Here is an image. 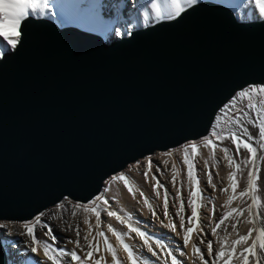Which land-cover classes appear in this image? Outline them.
Wrapping results in <instances>:
<instances>
[{"label":"water","instance_id":"95a60500","mask_svg":"<svg viewBox=\"0 0 264 264\" xmlns=\"http://www.w3.org/2000/svg\"><path fill=\"white\" fill-rule=\"evenodd\" d=\"M21 29L0 56V222H28L66 196L90 201L128 165L208 134L231 96L264 84V19L211 1L116 39L34 17Z\"/></svg>","mask_w":264,"mask_h":264},{"label":"snow or ice","instance_id":"6c2138e0","mask_svg":"<svg viewBox=\"0 0 264 264\" xmlns=\"http://www.w3.org/2000/svg\"><path fill=\"white\" fill-rule=\"evenodd\" d=\"M253 2L254 6L259 9L260 15L264 17V0H253ZM195 3L196 0H186V4L181 5L178 0H172V11L167 16H160L159 3L153 2L151 7L155 9L158 18L173 19L184 12L185 7H190ZM49 9L48 0H0V38H2L0 43H6L15 49L20 42L22 23L32 16L45 15L46 10ZM226 141L233 145L234 149L226 146ZM201 146L209 150V156L216 166H219L220 163L215 155L219 148L223 153L222 159L227 161V166L230 169L227 173L228 185L221 187L219 191L221 194H225L231 189V194L220 206V212L216 211V205L213 203L215 197L207 195L208 188H211L213 192L217 190V185L213 181L214 176H219L218 171L214 172L209 167V160L205 158L202 171L206 177V186L201 187V178L197 175L195 165L190 159V156H197L198 148ZM180 150L183 151L182 163L187 165L189 191L185 199L182 197L181 189L176 188L179 170L173 164L171 184L173 188H176L175 198L179 200L178 208L173 204V207L176 208L174 212L170 213L169 211L171 190L158 179V176L163 174L161 165L154 163L153 157L149 156L147 157V166L142 173L147 183L149 172H152L151 179L155 181L152 189L158 198L160 196L158 189H163V217L169 219V224L164 226H170L173 233H176L177 226L179 227L182 231V248L185 249L190 243L191 234L196 232L197 239L191 246L192 257L197 264H264V196L261 195L258 182L262 171L261 162H264V84H249L237 91L214 115L208 134L202 135L198 140L185 142L180 146ZM162 155L171 156L173 152L167 151ZM163 165L167 166L168 161L164 160ZM140 166V162L137 161L134 165H129L128 171L132 168L139 169ZM241 179H245L246 186L238 192L237 188ZM109 182H122L123 187L134 199L138 191L152 215L156 219H160L143 190L136 188L134 191L135 182L127 174V171L113 174ZM107 190L105 188L104 192ZM104 192L97 194L87 202H73L66 196L62 202L55 205L54 210L41 211L32 220L22 223L23 231L20 234L30 238L31 253H37L38 246H42L44 258L51 264H148L142 256L137 255L133 246L126 242V237H129L130 233H134L152 257H157V260L163 259L164 264H169V257L171 264H184L173 254L171 246L166 245L162 239H155L154 244L155 248L160 249L161 252L166 250L164 256L154 250L153 244L150 243L153 237L149 236L146 231H142L139 226L133 225L131 215L125 219L117 211L109 210L107 207L101 208L100 202L105 206L108 205ZM197 198L207 200L208 204L211 205L209 219L216 221L215 226L211 227V236L218 237L217 241L210 238L205 239L208 236L203 227L205 216L204 213L198 214ZM237 198L241 200V205L233 207V201ZM69 204L72 209L70 213L72 217L77 216V210L93 213L96 218L95 230H93V225L88 216L85 215L82 223L87 225V232L82 234L80 224L75 226L66 224L62 231L65 233L74 232L75 238H66L61 244L59 237L54 234L53 228L48 223L43 222L42 218L56 219L54 211H67ZM188 209H190V214ZM102 210L106 212L107 217L115 218L119 224L126 226L127 231H120L110 223L106 224V231L103 230ZM245 212H247V220L243 221L242 217ZM171 217H179V219L174 221ZM229 219L233 221L230 225L231 230L236 234V238L231 240L228 238L230 233L227 229H221V226L225 225ZM241 222L251 225L246 234L239 232L238 225ZM161 223L163 224V221ZM197 224L201 225L199 229H197ZM4 227L6 225L0 224V228ZM37 227L47 229L44 233L48 237L47 240L37 239ZM218 229L224 231L225 235L219 236ZM106 232L115 237L116 245L110 242ZM216 243L219 245L218 248L214 247ZM66 244H73L74 247L66 249L64 246ZM101 244L103 245V252H101ZM203 245H206V250L202 249L201 246ZM120 250L125 253L126 259L119 255ZM108 255H110V261L106 258ZM179 255L184 257L187 253L180 251ZM38 264H44V262L39 261Z\"/></svg>","mask_w":264,"mask_h":264},{"label":"rangeland","instance_id":"374dc122","mask_svg":"<svg viewBox=\"0 0 264 264\" xmlns=\"http://www.w3.org/2000/svg\"><path fill=\"white\" fill-rule=\"evenodd\" d=\"M89 0H48L49 5H50V9L46 10L45 15L40 16V15H36V16H32L34 18H43V19H50L52 21H54L59 27H68V26H74V27H78L80 29H83L85 31H89L95 34H98L100 36H102L98 29L90 26L82 21L79 22H72L71 19L69 18V16H72L73 18H81L83 16V13L88 9V7L91 6V9L95 8L94 7V0L91 1V4L88 3ZM153 3V0H150ZM200 1H211V2H215V3H219L221 5H224L226 7H230L229 4L223 3V2H219L217 0H196V2H200ZM178 2L181 5H185L186 4V0H178ZM248 2H250V4L248 5ZM239 5L241 6L240 8H238V10L235 11V14L237 15V17L239 19L242 20H247V21H253V20H260V19H264V17H262L258 11H255V6H254V2L253 0H238ZM147 7H146V11H147ZM170 12V11H169ZM123 14L127 17V19L129 20H134L136 18V12L135 10L131 7H128V9H125V11L123 12ZM99 15V16H98ZM168 12L165 13L162 16H167ZM102 19V15H101V11H97L95 9V11H93L92 14V19L91 22L94 21H100ZM163 18H158V19H154V17H147L146 19L142 20V23L138 24L137 27H135L134 25L130 26V32L135 30V29H139V28H143L146 25L150 24L151 22L160 20ZM116 25L117 23L112 22L111 26H110V30L111 31H116ZM105 39H111L109 38V36H102ZM0 41H2V38H0ZM11 46L6 45V43H0V56L2 55V53L11 50ZM215 143H219L217 141H214ZM226 146H229L230 148L234 149V146L231 145L229 142H225ZM173 152V155L170 156H164L162 155V153L164 152H159L158 154H154L151 155L154 159V157H156L155 155H158L162 161L167 160L168 161V165L167 167L165 166V169L162 168L163 170V174L158 176V179H160L161 183H163L165 185V187L169 188L171 190V195L169 197V211L170 213L174 212L176 209L173 207V204L176 205V208L179 207V200L175 198V191L176 188H180L181 189V194L182 197L186 199L187 197V192L189 191V184H188V180H187V165L182 163L183 160V151L180 150V147L175 148L173 150H169ZM167 152V151H166ZM161 153V154H160ZM202 154V156H201ZM216 157L220 160L219 166H216L213 161L211 160L210 156L207 157L205 154V150L204 147L201 146L200 148H198V154L195 157H191L190 159H192L196 171H197V175L201 178V187H205V181H206V177L204 176V174H202V167L201 162L204 161L205 158H207L209 160V167L214 171L219 173V176L216 177L214 176V183H216L217 185V190L215 191L216 194H214V197H220L221 199V205L224 204V202L227 199V196L229 194H231V189H229L228 193L225 194H221L219 189L221 187H227V185H224V183H221V181L224 182L225 176L227 174V172H225L223 166H222V158L221 155H223V153L219 150V148L216 150L215 152ZM157 156V157H158ZM170 159L171 161H173L176 165V168L179 170V174L177 175V181H176V188L172 187L171 184V177L173 175L172 172V165H170ZM225 162H227L225 160ZM155 163V160H154ZM140 172H139V176L141 179L144 180V177L142 175L143 171L145 170V162H141L140 163ZM162 166L164 167V165L162 164ZM261 174H260V178H259V185H260V189H261V195L264 196V162H262L261 164ZM126 169H124L123 171H126ZM127 174L131 177V175L129 174V172H127ZM152 177V172H149V179L148 182L146 183H137L136 180H134L132 178V180L135 182V187H134V191H136V188H139L140 190H143V192H147V196L148 199L151 201H156L157 203V207H155L156 209V214L157 216L160 217V219H156L155 217H152L151 215L148 216V218L143 219L140 216H138V213H133L130 214L129 212H124L122 210H120L119 212L122 214H126V216L128 217L129 215L132 216V221L131 223H134L136 226H139L140 228L146 230V232L148 233V235L150 236H157V237H165L168 236L169 239H165L166 242L168 243L169 246L174 247L173 245H170V243H172L173 238L175 237L176 233H173L170 230V226L169 227H165L164 225L169 224V219L164 218L163 217V211H162V202L164 200V196H163V189H158V191L160 192V196L159 198L156 196V194L153 192L152 189V185L155 183V181H153L151 179ZM245 177H246V170H245ZM110 178L107 179L104 182L103 188L101 190V192L104 191L105 188H107V195L109 196L108 201L110 200H117L119 198H124L123 196V192H127V190L123 187L122 182H109ZM145 181V180H144ZM246 186V181L245 179H241L237 188V191H241L244 187ZM123 191V192H122ZM129 194V193H128ZM136 194H139V192L137 191ZM131 195V194H130ZM223 196V197H222ZM133 197V196H131ZM223 198V200H222ZM107 199V198H106ZM160 201V202H159ZM208 203L207 200H202L200 198H197V205L198 208H200L201 206H203V204ZM109 204L107 206L100 204L101 208L107 207L109 209ZM241 205V200L239 198H237L236 200L233 201L232 206L236 207V206H240ZM55 206L47 209L45 211L48 210H54ZM56 211V210H55ZM54 211L55 216L57 217L56 219H47V218H42L43 222H46L49 224L50 227L53 228V232L54 234L59 237V240L61 242V244H63V242L65 241L66 238H72L74 239V232L69 231L67 232V234L65 236H63L60 233V229H64L66 224H72L73 226H75L77 224V221L79 219V217L82 216V211L81 210H77V216L76 217H72L71 216V205H67V211H63L62 214H56V212ZM81 212V213H80ZM101 213L106 214L105 211H101ZM176 217H171L172 220H174ZM134 220V221H133ZM230 220V219H229ZM228 220V221H229ZM161 221H163V224L161 223ZM175 221V220H174ZM226 221V222H228ZM138 222V223H137ZM24 223V222H23ZM0 224L3 225H12L14 228H21L22 223L19 222H0ZM81 226V231L82 234L87 232V229H85L82 224H80ZM93 230H95V227L93 225ZM3 231L2 228H0V233ZM47 231V229L45 228H41V227H37L36 229V234H37V239L38 240H47L48 237H46L44 235V233ZM124 231H127L124 230ZM110 239V238H109ZM110 242L112 243V240L110 239ZM126 242L131 244L134 248V250H140L137 251V255H140L143 257L144 260H146L148 262V264H163L161 259L157 260V257H152L151 253L147 252L146 247L143 246L142 241H140L139 237H136V235L134 233H130L129 237H126ZM150 243L153 244L154 250H156L157 252L160 253L161 255V251L158 248H155V244H154V240L150 241ZM17 245H19V249H20V253H21V258H22V262L23 264H38L39 261H43L46 264H51L50 261H47L44 259H41V257H43V249L42 246H38V252L37 253H31L30 251V245H31V241L30 238L27 237L26 235H23V239H20L18 243H16ZM135 246H134V245ZM136 245L140 246L137 247ZM66 247V249H72L74 247L73 244H66L64 245ZM138 248V249H137ZM101 252H103V245L101 244Z\"/></svg>","mask_w":264,"mask_h":264},{"label":"bare ground","instance_id":"6f19581e","mask_svg":"<svg viewBox=\"0 0 264 264\" xmlns=\"http://www.w3.org/2000/svg\"><path fill=\"white\" fill-rule=\"evenodd\" d=\"M91 1H93V0H89L88 3L91 4ZM217 1L229 4L230 5L229 8L231 10H233L234 13L236 10H238V8L241 7L238 3V0H217ZM153 2L160 4V16H162L165 13L172 10V0H153ZM93 3H94L95 8L91 9V6L88 7V9L83 13V16L81 18H75V17L73 18L72 16H69V18L71 19L72 22L82 21V22H84L90 26L95 27L98 29L99 33L102 36H106V37L109 36V38H111V39H116V38H120L122 36L128 35L130 33V26L134 25L135 27H137V25L142 23V20L146 19L147 17H154V19H158L157 15L155 13V9H153L151 7L152 2L150 0H94ZM249 4H250V2H248V5ZM128 7H130V8L132 7L136 12V18L134 20L127 19V17L123 14L125 9H128ZM146 7L148 9L147 11H146ZM95 9L97 11H101L102 19L100 21L91 22L92 14H93V11H95ZM258 10L259 9L255 7V11H258ZM112 22L117 23L116 31L110 30V26H111ZM171 150H173V149H171ZM204 150H205L206 156L209 157V150L207 148H204ZM156 154L159 155V152H156ZM158 155H155L156 157H154L155 163L160 164L161 167L165 169V166L164 167L162 166L163 161ZM147 157H149V156H146L145 158L139 160L140 163L145 162V168L147 166ZM222 157H223V155H221V158ZM135 163H132L130 165H134ZM173 163L174 162L171 161V159H170V165ZM261 164H262V162H261ZM200 166L202 167V169L204 168V161L201 162ZM222 166H223L225 172L228 173L230 171V169L227 166V162H225V160H223V159H222ZM126 168H127L126 171L129 172L131 177L134 180H136L137 183H145V181L143 179H141L139 176L140 175L139 172L141 171L140 169L132 168L130 171H128L129 165ZM202 174H203V171H202ZM223 183H224L223 186L228 184L227 174L225 176ZM144 193L147 196V192H144ZM122 194L125 197V199L119 198L117 200L108 201V203H110L108 206L109 210L117 211L118 213H120L119 211L122 210L126 213L129 212L130 214H133L136 212V213H138L137 215L143 219L148 218L149 215L154 217L152 215L151 211L149 210L148 206H146L144 204L143 197H141L139 194H136L135 199L133 197H131L132 195L128 194V192H123ZM214 194H216V193L213 192L211 188L207 189V195L214 197ZM104 195H105V198H107V200H108L109 196L107 195L106 192H104ZM219 196L218 197L216 196L214 201H213V203H215V205H216V211L217 212L221 211V207H220L221 204L220 203L222 201H221ZM222 200H223V198H222ZM149 201L151 203L152 208L156 212V209H155V207H157L156 201H151V200H149ZM100 204H102V202H100ZM162 205H163V202H162ZM205 205H207V207H204ZM210 210H211V205L206 203V204H203V206H201L200 208H198V214L204 213V216H205L203 227H204L205 231L208 233V236L205 237V239L210 238L213 241H217L218 237L211 236V227L215 226L216 221H215V219H209ZM187 211L190 214V209H188ZM55 212H56V214H62L63 213V211H60V210H56ZM120 214L125 219H127L126 214H122V213H120ZM85 215L88 216L89 220L91 221V224L94 225V227H95L96 218H95V215L93 213L83 212L82 216L79 217L78 220H76L77 224H82V226L88 230L87 225H84L82 223ZM178 219H179V217H176L174 220L178 221ZM101 220L104 222V223H102V229L105 231H106V224H109V223L112 224L114 227H116L120 231H124L127 229L126 226L119 224V222L116 221L115 218L107 217L106 214L101 213ZM242 220L243 221L247 220V212L244 213ZM232 222L233 221L230 219L228 222H225V225L221 226V229H227L228 233H230V235L228 237L229 240L236 238V234L234 232H232L231 227H230ZM132 224L135 225L134 223H132ZM250 226L251 225H249L245 222H241L238 225V229H239L240 234H246L247 229ZM199 227H201V225L197 224V229H199ZM2 229H3V231L0 234L3 237V246H4L6 252L9 256V264H23L22 258L20 257L21 253H20L19 245L16 244L19 242L20 239H23V235L20 234L23 230H21V228H14L12 225H6V227H4ZM221 229L217 230L218 235L224 236L225 232L222 231ZM141 230L146 231L142 228H141ZM60 233L63 236H65L67 234L64 231H62L61 229H60ZM106 234L112 240V243L114 245H116L115 237L112 236L110 233L106 232ZM151 237H153L154 241H155V239H162V241L166 245H168V243L165 240V239H169L168 236L161 238V237H157V236L153 235ZM196 239H197L196 232H193L190 236V243H189L188 247L186 249L182 248V244H183L182 231L177 226V232L175 234V237L173 238L172 243H170V245L174 246V247L171 246V248L173 249V254L176 255L178 260L184 262V264H197L195 259L192 257V246H191L192 243L196 241ZM136 246L140 247L138 245H136ZM201 247H202V249L206 250V245H203ZM214 247L218 248L219 247L218 243L214 244ZM137 251H140V250L138 249ZM180 251H185L187 253V255L184 257H181L179 255ZM165 252H166V250H165ZM165 252H161V256H164ZM119 255L121 257H125V253L122 250L119 251ZM106 258L110 261V255L106 256ZM41 259H44V256L41 257ZM125 259H126V257H125ZM161 261L164 264V260L161 259ZM168 262H169V264H171V258L170 257L168 258ZM44 264H46V263H44Z\"/></svg>","mask_w":264,"mask_h":264}]
</instances>
